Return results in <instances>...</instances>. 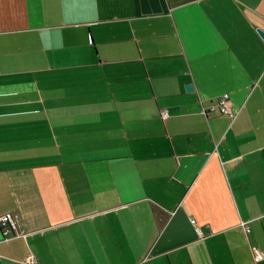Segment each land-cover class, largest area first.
Returning a JSON list of instances; mask_svg holds the SVG:
<instances>
[{
  "label": "crops",
  "instance_id": "1",
  "mask_svg": "<svg viewBox=\"0 0 264 264\" xmlns=\"http://www.w3.org/2000/svg\"><path fill=\"white\" fill-rule=\"evenodd\" d=\"M256 29L264 0H0V264H264Z\"/></svg>",
  "mask_w": 264,
  "mask_h": 264
},
{
  "label": "built area",
  "instance_id": "2",
  "mask_svg": "<svg viewBox=\"0 0 264 264\" xmlns=\"http://www.w3.org/2000/svg\"><path fill=\"white\" fill-rule=\"evenodd\" d=\"M218 112L219 115L227 117L230 121H232L236 114L232 113L229 108V96L227 94L222 95L220 98L216 100V103L209 106L208 110H202L203 115L208 116L209 113ZM163 118H166V114L162 115ZM191 224L194 225V228L199 235L202 237L201 230L196 225L195 220H191ZM0 231L2 234V239L4 241H9L11 239L23 236V231L19 224V220L16 216L12 214H4L0 216ZM263 255L257 251H255L254 260L256 262L263 260ZM26 264H36V259L34 256L29 255L25 258Z\"/></svg>",
  "mask_w": 264,
  "mask_h": 264
},
{
  "label": "water",
  "instance_id": "3",
  "mask_svg": "<svg viewBox=\"0 0 264 264\" xmlns=\"http://www.w3.org/2000/svg\"><path fill=\"white\" fill-rule=\"evenodd\" d=\"M256 33L259 35V37L261 38V40L264 43V31L261 29H256ZM185 91L187 93H191L193 91V87L191 85H187V86H185Z\"/></svg>",
  "mask_w": 264,
  "mask_h": 264
}]
</instances>
